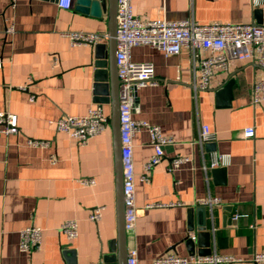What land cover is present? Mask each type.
Wrapping results in <instances>:
<instances>
[{"label":"crops","instance_id":"obj_1","mask_svg":"<svg viewBox=\"0 0 264 264\" xmlns=\"http://www.w3.org/2000/svg\"><path fill=\"white\" fill-rule=\"evenodd\" d=\"M58 1L0 0V111L19 117L18 133H0V264H100L117 235L111 128L81 144L56 126L63 115L84 116L101 105L95 100L96 44L74 46L65 33H108V13L78 11L76 0L63 8ZM132 9L142 19L264 23V0H132ZM131 54L153 63L158 80L139 89L133 116L173 141L145 181L152 134L142 128L134 135L138 219L127 234L128 249H137L141 264L166 254L212 253L253 264L254 253L264 252V100L252 101L262 68L252 58L230 59L195 92L202 73L187 47L166 55L141 44ZM101 106L110 114L109 104ZM202 124L213 134L204 143ZM247 127H254V136H244ZM28 138L49 144L32 146ZM178 155L189 160L172 169ZM219 155L229 159L213 167ZM209 197L220 202L203 203ZM96 206H104L97 222L89 218ZM70 219L78 223L75 239L61 229ZM29 226L42 230V243L25 252L21 231Z\"/></svg>","mask_w":264,"mask_h":264},{"label":"built area","instance_id":"obj_2","mask_svg":"<svg viewBox=\"0 0 264 264\" xmlns=\"http://www.w3.org/2000/svg\"><path fill=\"white\" fill-rule=\"evenodd\" d=\"M15 4L16 0H11ZM73 0H59L58 5L70 8ZM258 3V0H252ZM13 31V27L8 29ZM72 45H95L102 39H108V33L88 32L74 30L65 33ZM117 67L120 79V130L123 163V193L125 203L124 223L127 234L135 230L138 219V208L135 196V167L133 159V138L137 131L147 128L152 134L154 154L145 164L146 173L142 176L149 180V172L164 157V145L173 140L165 136L160 127L149 124L144 120H137L133 113L138 108V91L147 85L158 83L155 77V67L151 62H138L132 59V48L146 44L164 51L166 55H177L183 48L191 50L195 68H200L202 82L194 86L205 89L215 67L227 68L230 59H254L262 68V77L255 81L252 87V101L258 104L264 100V23H225L214 21L200 23L194 18L182 20L142 19L134 14L132 0H118L117 9ZM211 51L210 55H203ZM1 65V61H0ZM27 89V87H23ZM34 95L31 99H34ZM57 129L67 132L79 143L86 144L89 139L103 133L110 128V114L106 113L101 105L89 109L84 116L63 115L56 121ZM19 132V117L10 111H0V133L12 134ZM255 134L254 127L244 129L245 137ZM211 128L202 124L199 129V142L204 143L212 139ZM29 145L48 146L46 140L28 138ZM228 155L216 156L212 166L227 162ZM189 157L178 155L172 158L171 168L179 167L187 162ZM81 183L89 185L93 179H84ZM220 202L218 197H209L203 203L213 205ZM160 205V204H156ZM153 206V205H151ZM104 206L92 209L89 218L99 221ZM62 231L68 239H75L78 234V223L74 219L65 221L61 225ZM42 243V230L37 226H29L21 231L20 248L22 251L40 249ZM253 264H264V252H255L252 257ZM244 260L234 255L218 253L206 255H192L183 257L177 254H166L153 260L150 264H242ZM127 264H141L138 251L135 247L128 249Z\"/></svg>","mask_w":264,"mask_h":264},{"label":"water","instance_id":"obj_3","mask_svg":"<svg viewBox=\"0 0 264 264\" xmlns=\"http://www.w3.org/2000/svg\"><path fill=\"white\" fill-rule=\"evenodd\" d=\"M76 9L85 13L100 14L102 11L108 13V34L106 43L95 45V55L98 61L95 63V94L96 101L101 105H110V128L112 131L114 166H115V190H116V212H117V235L108 248V253L103 255L100 264H127L128 244L125 229V203L123 193V163L122 144L120 130V79L117 67V9L118 0H76ZM227 85L224 91L228 90ZM204 235L208 232L203 230ZM209 234V233H208Z\"/></svg>","mask_w":264,"mask_h":264}]
</instances>
